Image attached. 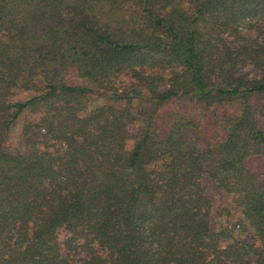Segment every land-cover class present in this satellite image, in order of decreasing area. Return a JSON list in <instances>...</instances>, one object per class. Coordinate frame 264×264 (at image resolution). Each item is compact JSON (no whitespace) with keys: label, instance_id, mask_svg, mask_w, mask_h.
<instances>
[{"label":"trees","instance_id":"16d2710c","mask_svg":"<svg viewBox=\"0 0 264 264\" xmlns=\"http://www.w3.org/2000/svg\"><path fill=\"white\" fill-rule=\"evenodd\" d=\"M263 159L264 0H0V264H264Z\"/></svg>","mask_w":264,"mask_h":264},{"label":"rangeland","instance_id":"374dc122","mask_svg":"<svg viewBox=\"0 0 264 264\" xmlns=\"http://www.w3.org/2000/svg\"><path fill=\"white\" fill-rule=\"evenodd\" d=\"M243 71L252 72L250 66L244 68ZM67 81H69V83H76V84L87 83V81L85 79L78 77L74 71L70 72L67 75ZM130 81L131 80H129L128 78L122 77V79H120V81L118 82L117 87L120 86V87H122L123 90L125 89L128 92V87L131 84ZM26 95H28V93L23 92L21 97H25ZM139 99L140 98L138 97V98H135L133 100V106L136 110L143 109L146 106L147 107L151 106L150 102L149 103L147 101L142 102ZM110 102H112V100H109L108 97H100L98 95H94L90 98L89 105L91 108H95L96 106H99V105H102L105 103H110ZM124 104H125V102L123 101V103L120 105H124ZM185 109H188L189 112L191 111L192 114L196 115L197 117L202 115L203 109L208 110L206 107H204L202 105L194 104L190 101L184 102L182 104H181V101L167 103L164 106H162L159 110L158 123H159L160 129L164 130L167 127L166 126L167 121H168V118L171 114L176 113V112H181V110H185ZM26 117H27V114L21 115L13 127L12 133L8 139V143H9L11 150H14L15 148L21 147V142H20V136L21 135L20 134H21L22 126H23V123H24ZM216 122H219V119L216 116H211V117H209L208 122L206 121V124L210 127V130H211V126L217 127ZM138 126H139L138 122H135V123L129 125V132L132 135V138H130L127 141V147L129 149L132 148V146L135 142V135H136V131H137ZM250 167L257 170V171H262V170L264 171V159L263 160H253L250 164ZM215 201H216V210L217 211H219L223 206L231 208L232 198L230 195H228L224 191H219L216 193ZM239 214H240V212L238 210H236L234 221L238 222V223L241 222V217ZM217 217L219 218L218 215H217ZM238 228H240V225H238ZM237 234H240L239 236H242L245 238H248V236H249L247 231H244L242 233L237 231ZM60 236H61V238H64L65 234L60 233Z\"/></svg>","mask_w":264,"mask_h":264}]
</instances>
